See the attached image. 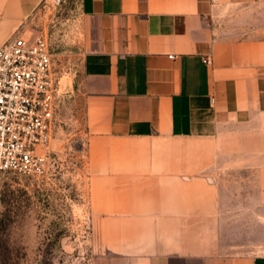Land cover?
Segmentation results:
<instances>
[{
  "label": "crops",
  "instance_id": "obj_1",
  "mask_svg": "<svg viewBox=\"0 0 264 264\" xmlns=\"http://www.w3.org/2000/svg\"><path fill=\"white\" fill-rule=\"evenodd\" d=\"M43 0H0V46ZM94 264H264V0H77Z\"/></svg>",
  "mask_w": 264,
  "mask_h": 264
},
{
  "label": "rangeland",
  "instance_id": "obj_2",
  "mask_svg": "<svg viewBox=\"0 0 264 264\" xmlns=\"http://www.w3.org/2000/svg\"><path fill=\"white\" fill-rule=\"evenodd\" d=\"M82 20L77 0H43L29 20L47 37L58 80L52 159L43 177L0 173V264H94L98 253L85 209Z\"/></svg>",
  "mask_w": 264,
  "mask_h": 264
},
{
  "label": "built area",
  "instance_id": "obj_3",
  "mask_svg": "<svg viewBox=\"0 0 264 264\" xmlns=\"http://www.w3.org/2000/svg\"><path fill=\"white\" fill-rule=\"evenodd\" d=\"M31 17L0 46V173L28 178L51 167L58 94L47 37L29 32Z\"/></svg>",
  "mask_w": 264,
  "mask_h": 264
}]
</instances>
